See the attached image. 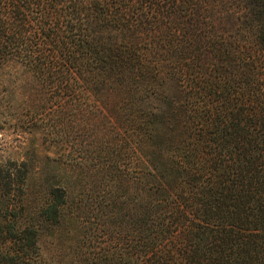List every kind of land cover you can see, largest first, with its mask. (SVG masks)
Wrapping results in <instances>:
<instances>
[{
  "label": "trees",
  "instance_id": "obj_1",
  "mask_svg": "<svg viewBox=\"0 0 264 264\" xmlns=\"http://www.w3.org/2000/svg\"><path fill=\"white\" fill-rule=\"evenodd\" d=\"M5 130L0 264H264V0H0Z\"/></svg>",
  "mask_w": 264,
  "mask_h": 264
},
{
  "label": "rangeland",
  "instance_id": "obj_2",
  "mask_svg": "<svg viewBox=\"0 0 264 264\" xmlns=\"http://www.w3.org/2000/svg\"><path fill=\"white\" fill-rule=\"evenodd\" d=\"M61 153L59 150H50L46 146L41 144V140L38 137H33L31 135H26L24 137L18 136L16 133H12L11 130L0 131V160L5 162L7 160L13 161H23V160H33V162L40 161V166H42L43 171L47 176L55 174H65L77 175V179H81L77 182H84V174L80 171H75V169H69L67 165H62V162H55L51 159H56V157ZM59 163V164H58ZM60 166H56V165ZM36 179L37 178L36 176ZM37 183L38 181L35 180Z\"/></svg>",
  "mask_w": 264,
  "mask_h": 264
}]
</instances>
